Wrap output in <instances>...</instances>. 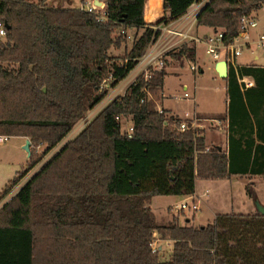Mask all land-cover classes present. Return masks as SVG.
Listing matches in <instances>:
<instances>
[{"label":"trees","instance_id":"obj_1","mask_svg":"<svg viewBox=\"0 0 264 264\" xmlns=\"http://www.w3.org/2000/svg\"><path fill=\"white\" fill-rule=\"evenodd\" d=\"M103 1L105 21L47 0H0L9 26L0 39V135L31 141L27 166L0 200L103 99L106 78L115 86L129 74L160 34L153 26L180 19L196 0H164L165 15L153 23L144 18L146 0ZM262 7L264 0H210L197 25L222 29L230 43L242 16ZM122 28L143 31L123 58L113 57L129 40L115 36ZM172 56L193 60L196 47ZM165 76L161 68L147 82L140 77L3 205L0 264H264V213L223 212L194 225L183 210L161 221L149 205L154 196L194 194L198 178L264 175V66L229 68L227 152L208 146L204 129L181 131L180 116L147 98L144 87L163 89ZM118 116L131 119L132 137ZM247 193L256 197L249 186ZM156 232L173 242L168 258L153 250Z\"/></svg>","mask_w":264,"mask_h":264},{"label":"rangeland","instance_id":"obj_2","mask_svg":"<svg viewBox=\"0 0 264 264\" xmlns=\"http://www.w3.org/2000/svg\"><path fill=\"white\" fill-rule=\"evenodd\" d=\"M86 1H89V3H91L92 0H47V4L56 7L79 8L83 6V4L87 5ZM255 16L258 21V27L252 28L250 31L254 34L257 32L258 34L264 33V7L256 11ZM196 25L197 24H195V26ZM142 31V29L129 30V40L124 43L120 48L113 47L110 51V54L113 57L123 58L126 52L133 45L134 37L136 35H140ZM119 32V29L115 30V36H118ZM177 50H173L169 53V57H167L168 61L166 60V62L169 63L170 61V67L179 66L177 67L178 69L176 71H174L172 68L169 69L167 68L166 63L163 67L165 71L169 73L165 77L164 84L166 98H163V92L161 89L151 91V94L148 97L154 101L155 106H160L164 102L165 107L170 106L175 112H179V115L183 116L181 118H186V115H196L197 117H201V119H203L204 121L207 118L223 119L226 110L225 81L223 78L219 77L217 71L212 68V63L206 61L209 60V55L205 52V46L202 44L199 45V56L201 59L200 61H206V65L204 66L203 72L192 70L191 65L193 62H195V60H173L172 58L175 59V57L172 55ZM253 50L256 54L260 56L259 60L254 59L251 50H245L244 54L238 57V61L246 63L251 62L253 60V62L264 64V47L258 48L254 45ZM184 86H186L187 88H184ZM109 90L110 92L115 91L113 90V88H109ZM187 91L191 94L190 97L185 96V92ZM195 91L197 92V94L195 93ZM117 95L122 96L123 91H117L116 93L113 92L111 96L112 98H115ZM197 105L199 106V109L198 107L196 108ZM200 107L203 111H205L206 114H202L200 112ZM129 122L130 120L126 118V120L123 122L124 128L127 126V124H129ZM209 125V123H205V129ZM207 131L214 133V129H208ZM72 134L73 133L69 134L50 153L42 157L39 163L32 170H29L27 172V175L22 180H20L18 185L14 186L5 197H1L2 199L0 200V209L17 193L20 187L28 179H30L41 168V166L45 164L55 154V152H57L66 142H68L74 137V135ZM26 140L27 138L25 137H10L6 141H0V193L4 190V187L9 182V180L14 178L18 171H20L24 166H27V162L29 161V155L24 147L26 144ZM43 149L44 146H40L36 149V151L38 154H41L43 152ZM201 186L202 185H200V187ZM248 186L252 185L249 183ZM214 187L215 191L212 194L214 202L212 205L216 211L249 212L251 211L249 208V204L253 206L254 202H258L264 205V179H261L259 182H257V186H255V190L257 193L256 201L253 198H249L252 203H246V205L242 203V201H245L247 198H244L246 194L238 183H230L223 181L218 182ZM163 198L164 196H155L151 201V206H153L157 218L161 221H165L167 218V216L166 218L162 217L166 214L164 211L167 207L165 206L166 201H164ZM254 206L256 207H254L253 209L258 210L257 203ZM170 214L172 215L173 212H170ZM192 214H195L196 216L195 221H192L194 225H198V221H200L199 219L205 220L208 219V217H211V211L207 208H203V211L199 210L195 212L189 209L185 210V216L189 215L190 217H192ZM168 218L171 219V216H169ZM154 246L158 248L159 246H162L161 255L163 257L168 258L170 256L171 246H169L165 241H155Z\"/></svg>","mask_w":264,"mask_h":264},{"label":"built area","instance_id":"obj_3","mask_svg":"<svg viewBox=\"0 0 264 264\" xmlns=\"http://www.w3.org/2000/svg\"><path fill=\"white\" fill-rule=\"evenodd\" d=\"M209 1L196 0L192 4L191 10H189V12L185 14V17H181L180 19L171 21L169 23L164 22L158 25H154V29L159 30L160 34L150 44V46L148 47V51L138 60V63L129 72V74L117 85H111L113 80L112 75H110L103 81L100 90H107V93L100 102H98L79 120V122L74 126L69 134L73 133L72 135H74V137L77 136L82 130L90 125L91 122L100 114V112L104 108H106L112 101H114L115 99L121 100L124 96H126L130 92L131 88L138 84L140 77H143L146 82L150 80L154 70H158L164 67L167 57H169V53L173 50H177L184 44H204L206 54H208L213 60L219 61L224 58L228 61V63L230 61L234 65L235 59L245 50H251L252 52H254V45L258 48L264 47V33H259L255 38H253L250 33V30L252 28L258 27V21L255 13L242 16L240 33L230 43L224 42V31L222 29L216 30L215 32L205 37L196 35L193 32V29L195 27V24H197V16ZM79 8L96 14L101 21H105L108 19L105 4L98 5L94 2H91L87 5L83 4V6ZM129 30L130 29L122 28L119 34H126L129 37ZM6 34V22L0 19V39L4 38ZM196 61L197 60L192 63L191 68L194 71H199L202 65L199 61ZM246 85L249 86L251 85V83L246 82ZM109 88H113V90L115 91L110 92ZM117 91H123V95H117L115 98H112V93H116ZM143 91L146 93L147 98H149L148 96L151 94V90L146 86L144 87ZM185 96L190 97L191 94L187 91L185 92ZM142 101H144V99H142ZM156 108L159 112L164 111V107H162V105L156 106ZM117 119L121 123H123L126 120V117L118 116ZM129 120L130 122L125 127V131L129 137H132L134 126L131 119ZM205 123H209L212 126L215 125L216 127L221 128H225L227 126V121L224 118H207L204 121L203 119H201V117H197L196 115H186V118H182L179 129L181 131L193 129L196 130L197 136H200L201 133L199 132V130L205 128ZM8 138L9 137L6 135H0L1 142L6 141ZM209 149L210 147H207V150ZM208 193L209 191L207 190L205 194L207 195ZM189 197L190 198L188 201L185 200L182 203L175 205V209H177L178 211H185L186 209H189L193 212L199 211L201 204L200 197L198 196V198H196L193 194L189 195ZM155 241H157L156 237L152 243V247L154 251H157L160 248L154 246Z\"/></svg>","mask_w":264,"mask_h":264},{"label":"crops","instance_id":"obj_4","mask_svg":"<svg viewBox=\"0 0 264 264\" xmlns=\"http://www.w3.org/2000/svg\"><path fill=\"white\" fill-rule=\"evenodd\" d=\"M91 2L96 3L97 0H92ZM101 2H102L103 5L104 4L106 5V3L104 1H101ZM86 4H89V1H86ZM191 7L189 8V10H191ZM189 10H188V12H189ZM164 15H165L164 0H146L144 18H145V21L147 23H153V22L157 21L158 19H160L161 17H163ZM185 16L186 15H184L183 17H185ZM216 30H219V29H214L212 27L203 26V25L202 26L196 25L194 27V29H193V32L196 35H198V36L205 37V36H207V35L215 32ZM250 33H251V36L253 38L257 37V35H258V32L254 34V33H252L250 31ZM199 45L200 44H196L195 45V47H196V57H195V59H193V61L194 60H197V61H199L201 63L202 67H201V69L199 71H201V72L204 71V66L206 65V61H209L210 63H212V68L216 71V65H217V63L220 60L219 61H215L212 58H210V56H209V58H208L209 60H206L204 62L200 61L201 59H200V56H199ZM202 45H204V44H202ZM244 52L241 55H243ZM251 53L253 54V57H254L255 60H257V59L259 60L260 59V56L258 54H256L255 52H251ZM241 55H239V56H241ZM238 57L235 59V65L232 64L229 61V63H228V67L229 68H230V66L238 67L240 65H249V64H259V65H263L264 66V64L258 63V62H253V60L251 62H246V63L239 62L238 61ZM172 59L173 60H179V61L182 60L183 61V59H186L187 60L188 58H180V59L179 58H175V59L172 58ZM223 59L224 58H222L221 60H223ZM188 60H190V59H188ZM169 63H170V61H169ZM169 63L166 62L167 68H169V69L172 68L174 71H176L178 69L177 67H179V66H177V67L176 66L170 67L169 66ZM168 74L169 73L166 72V76ZM218 76L220 77L219 74H218ZM223 79L225 81V90H226V99H225V101H226V110H225V114H224L223 118L226 120L227 119V111H228V103H229V97H228V93H227V89H228V76L226 78H223ZM245 81L251 83V85H249V86L254 85V80L251 77H244V78L240 79V82L245 83V85H246V82ZM164 84H165V79H164ZM184 88H187V87L184 86ZM161 90L163 92V98H166V93L164 91V86H163V89H161ZM195 93L197 94L196 91H195ZM161 105L165 109L170 110L174 114H177L178 116H180L179 115L180 113L179 112H175L173 110V108H171L170 106L169 107H165L164 106V102ZM197 107L199 109V106L198 105L196 106V108ZM200 112L202 114H206L205 111H203L201 109V107H200ZM180 117H183V116H180ZM208 129H211V130L214 129V133L207 131ZM204 138H205V143L208 146L218 147L221 150H223L224 152H227L228 149H229V135H228V131H227V128L226 127L225 128H221V127H216L215 125L214 126L209 125L204 130ZM261 179H264V175H259V174H256V175H253V174H244V175H242V174H232L229 177L224 178V179L198 178L196 180V191H195V193L193 195L196 198H198V196L200 197V202H201V204H200V211H203V208H207V209H209L211 211V214H210L211 217H208V219H205V220L199 219L200 221H198V225H206L208 223H212L218 213H223V212H220V211H216L213 208V205H212L213 202H214L213 197H212V194L215 191V187L214 186L218 182L226 181V182H230V183H233V182L238 183L240 185V187L244 190L245 194H246V196H244V198L247 197L246 200L245 201H242V203L246 205V203H252V201L249 198H253V197H250L248 195V193H247L248 184L250 183L252 186H249V187L250 188H253L255 190V186H257V182H259ZM200 185H202V186L200 187ZM207 190L209 191V193L206 195L205 192ZM255 193H256V190H255ZM159 196H164L163 199H164V201H166V205L165 206H167V207H166V209L164 211L166 214L164 216H162V217H165V218L167 216L166 219H169L168 218L169 216L172 217L173 214H176V213L179 212L177 209H175V205H178V204L182 203L185 200L188 201L189 198H190L189 196H176V195H159ZM256 197H257V193H256ZM256 197L253 198V199H255V201H256ZM152 199H151V201H152ZM151 201H150V204L149 205L152 208V210L154 211L153 206H151ZM254 205H256L255 202H254ZM254 205L252 206L251 204H249V208L251 210L249 212H256L257 211L255 209H253L254 207H256ZM170 212H173V214L171 215ZM232 212H235V211H232ZM245 213H247V212H245ZM188 217L191 219V221H193V222L195 221V217H196L195 214H192V217H190L188 215ZM155 237H156V240L157 241H165L169 246H171V249H172L173 242L171 240H162L160 238V236L158 235L157 232L155 233ZM159 248L161 249L162 246H159Z\"/></svg>","mask_w":264,"mask_h":264},{"label":"water","instance_id":"obj_5","mask_svg":"<svg viewBox=\"0 0 264 264\" xmlns=\"http://www.w3.org/2000/svg\"><path fill=\"white\" fill-rule=\"evenodd\" d=\"M96 4L101 5L102 2L100 0H97ZM6 26L9 28L8 24L6 23ZM216 71L222 78H226L229 74V67H228V61L226 59L220 60L216 65ZM25 149L28 152V155L30 156V147H31V141L29 139L26 140ZM37 173V172H36ZM257 203L258 212L264 213V205L261 203Z\"/></svg>","mask_w":264,"mask_h":264}]
</instances>
